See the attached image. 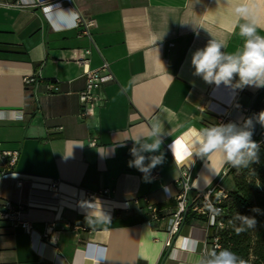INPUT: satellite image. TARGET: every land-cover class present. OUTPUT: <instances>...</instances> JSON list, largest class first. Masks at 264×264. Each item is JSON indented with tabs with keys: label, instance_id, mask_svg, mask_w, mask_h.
Wrapping results in <instances>:
<instances>
[{
	"label": "crops",
	"instance_id": "0c3cea01",
	"mask_svg": "<svg viewBox=\"0 0 264 264\" xmlns=\"http://www.w3.org/2000/svg\"><path fill=\"white\" fill-rule=\"evenodd\" d=\"M18 1L0 0V151H19L13 172L0 176V205H24L32 233L0 221V264H198L209 235L205 220L191 218L165 246L176 180L190 166L193 192L203 190L225 165L219 153L190 157L185 145L216 125L223 110L242 125L264 88L206 84L193 75L191 55L213 38L226 41L227 52L242 47L238 4H248L264 35V0H70L48 9L59 0ZM76 14L95 22L89 37L73 27ZM85 49L88 68L105 60L114 80L83 116L77 61ZM37 72L41 83L23 81ZM49 83L56 92L47 91ZM153 120L163 125V142L142 154H163V163L145 175L129 166V137ZM49 179L59 181L57 194L38 184ZM58 195L71 201L60 203ZM85 201L98 202L110 220L86 222ZM146 204L159 210L158 220ZM50 223L52 243L44 237Z\"/></svg>",
	"mask_w": 264,
	"mask_h": 264
},
{
	"label": "clouds",
	"instance_id": "9594fccd",
	"mask_svg": "<svg viewBox=\"0 0 264 264\" xmlns=\"http://www.w3.org/2000/svg\"><path fill=\"white\" fill-rule=\"evenodd\" d=\"M234 12L237 16L238 34L243 40L242 47L234 52H227L226 41L217 38L209 40L203 48L197 49L191 55L193 75L216 87L223 85L241 90L245 87L264 88V35L259 34L260 25L248 4H238ZM256 120L264 126V111L258 114ZM96 126L99 127L98 124ZM252 127V118L246 119L242 125L228 122L204 127L197 131L191 144L185 145V150L188 156L201 159L219 153L222 165L235 169L247 168L250 163L258 161L259 145L252 139ZM163 131L162 123L153 120L146 132L129 137L134 141V146L130 149V154L134 157L129 161L130 167L148 175L152 169L163 163V154L150 157L142 154L160 150ZM176 143L177 141H173L169 146L173 155ZM146 159L149 161L147 164ZM81 207L90 210L85 216L89 224L110 220L98 202L85 201ZM97 208L99 211H96ZM236 219L240 221V226L236 228L237 234L254 228L257 223L254 217L239 213L236 214ZM198 264H244V261L235 253L224 249L213 251L201 258Z\"/></svg>",
	"mask_w": 264,
	"mask_h": 264
},
{
	"label": "built area",
	"instance_id": "2783aa9c",
	"mask_svg": "<svg viewBox=\"0 0 264 264\" xmlns=\"http://www.w3.org/2000/svg\"><path fill=\"white\" fill-rule=\"evenodd\" d=\"M70 0H59L58 2L45 7L48 9L51 6L60 5L63 2L69 3ZM27 3V2H26ZM25 2L19 0L15 5H23ZM93 20H86L75 15L73 27L80 28V33L89 37V28L94 26ZM90 50L85 49L82 51V57L77 61V64L83 68V76L85 79L84 88L78 94V100L82 107V114L86 116L91 113L96 101L98 100V94L100 88L111 81L114 77L109 69V65L105 60L96 69H89ZM23 81L26 84H38L42 82V76L40 72L34 73L31 76L25 77ZM46 89L49 93L57 91V87L49 83L46 85ZM19 115L17 119H21ZM248 119V118H247ZM235 122L229 115L227 110H223L216 115V124ZM236 123V122H235ZM256 143L259 145L264 143V131L261 132L257 138ZM94 142L91 143L93 145ZM19 151H0V176L6 177L13 172V168L18 160ZM230 169L229 165H225L220 175L215 181L206 189L193 192L191 186L192 168L190 166L180 168L176 185L178 192L175 196L176 209L170 218V224L168 227V237L165 241V246L170 247L173 245L174 239L178 236L180 228L185 223L187 215H191L194 219H202L206 221L209 235L205 242V247L200 253V259L208 256L212 250L219 249V235L218 231L223 228V223L219 219L222 213V204L227 198V190L224 189L221 182L224 177L228 175ZM44 190L50 193H58L59 181L55 179H49L44 182L38 183ZM107 190L100 192L99 194H106ZM89 199H93L96 194L87 195ZM70 198L58 195V202H69ZM138 199H134L132 204L138 206ZM25 206L20 203H12L10 201H4L0 205V221L11 223L12 227H20L22 231L27 234L32 233V227L30 221L23 217V211ZM146 209L150 214L152 220L159 219V210L154 208L150 204H146ZM68 227V225H67ZM54 228V223H50L47 226V231L44 235L45 238H49L52 243L51 233Z\"/></svg>",
	"mask_w": 264,
	"mask_h": 264
},
{
	"label": "trees",
	"instance_id": "16d2710c",
	"mask_svg": "<svg viewBox=\"0 0 264 264\" xmlns=\"http://www.w3.org/2000/svg\"><path fill=\"white\" fill-rule=\"evenodd\" d=\"M253 110L264 111V98L255 100ZM227 176L231 177L233 187L227 191L219 217L223 223V228L218 231L220 247L212 252L227 249L244 264H264V143L259 144L257 162L250 163L247 168L230 167ZM237 213L254 217L256 226L237 234L236 228L240 226ZM191 218L187 215L185 223Z\"/></svg>",
	"mask_w": 264,
	"mask_h": 264
},
{
	"label": "water",
	"instance_id": "95a60500",
	"mask_svg": "<svg viewBox=\"0 0 264 264\" xmlns=\"http://www.w3.org/2000/svg\"><path fill=\"white\" fill-rule=\"evenodd\" d=\"M256 117H257V113L256 111H251L250 114H249V117L248 118H252L253 119V127H252V139L253 140H256L262 131H264V126H262L257 120H256Z\"/></svg>",
	"mask_w": 264,
	"mask_h": 264
},
{
	"label": "rangeland",
	"instance_id": "374dc122",
	"mask_svg": "<svg viewBox=\"0 0 264 264\" xmlns=\"http://www.w3.org/2000/svg\"><path fill=\"white\" fill-rule=\"evenodd\" d=\"M231 181H232V180H231V177H230V176L224 178L223 181H222V185H223V187L226 188L227 186H229L230 183H231Z\"/></svg>",
	"mask_w": 264,
	"mask_h": 264
}]
</instances>
